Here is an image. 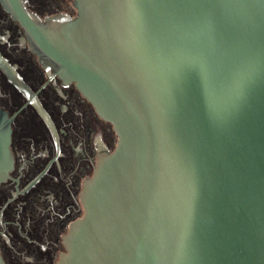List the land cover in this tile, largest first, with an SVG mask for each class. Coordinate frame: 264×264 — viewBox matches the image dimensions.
Wrapping results in <instances>:
<instances>
[{
	"label": "water",
	"instance_id": "water-1",
	"mask_svg": "<svg viewBox=\"0 0 264 264\" xmlns=\"http://www.w3.org/2000/svg\"><path fill=\"white\" fill-rule=\"evenodd\" d=\"M0 1L117 134L58 264H264V0ZM10 134L0 108V183Z\"/></svg>",
	"mask_w": 264,
	"mask_h": 264
},
{
	"label": "flooded vegetation",
	"instance_id": "flooded-vegetation-1",
	"mask_svg": "<svg viewBox=\"0 0 264 264\" xmlns=\"http://www.w3.org/2000/svg\"><path fill=\"white\" fill-rule=\"evenodd\" d=\"M74 0H24L41 20L75 17ZM0 108L10 123L13 162L0 183L4 264H58L64 235L84 213L81 193L105 146L117 143L74 82L46 68L22 24L0 1Z\"/></svg>",
	"mask_w": 264,
	"mask_h": 264
}]
</instances>
